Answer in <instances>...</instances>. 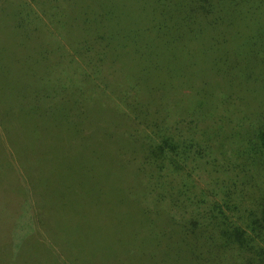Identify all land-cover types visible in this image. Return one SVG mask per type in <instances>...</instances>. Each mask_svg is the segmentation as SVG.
<instances>
[{
	"label": "trees",
	"instance_id": "obj_1",
	"mask_svg": "<svg viewBox=\"0 0 264 264\" xmlns=\"http://www.w3.org/2000/svg\"><path fill=\"white\" fill-rule=\"evenodd\" d=\"M22 1L0 0L17 48L0 60V187L31 225L0 264H264V0ZM51 147L98 213L130 221L107 244L71 238L64 184V213L37 201Z\"/></svg>",
	"mask_w": 264,
	"mask_h": 264
},
{
	"label": "rangeland",
	"instance_id": "obj_2",
	"mask_svg": "<svg viewBox=\"0 0 264 264\" xmlns=\"http://www.w3.org/2000/svg\"><path fill=\"white\" fill-rule=\"evenodd\" d=\"M23 1L26 2V0ZM6 40L9 39L6 37V35L0 32V60H5L4 58L8 57L10 59L17 55L16 46L12 45L11 43H7ZM30 44L34 47L37 46L36 42ZM54 56L56 55L52 53L48 55L47 59L53 58ZM49 152L52 154V157L57 160V164H49L47 167L48 169L44 170L43 173H41V170H39L41 168L38 167L37 170H39V175L35 174L32 177V180L35 182L33 187L36 194L38 187L37 184L39 183H44L45 187H48L51 192L49 195L44 197V199H37V201L40 203V206H42L41 203H53L51 209L52 212L64 213L62 201H65V198L61 199L62 201L59 202L53 193L59 186H62L63 184L65 185L68 192L72 194V197L80 198L69 200L70 218L72 219V224L77 225L76 228L72 227V232H70L71 238L74 239L75 242L78 241L83 244V239H79V236L95 233L100 236H104L102 241L105 245L107 244V241L109 242V238L106 237V235L110 234V232H113L114 230H125L130 226V221L124 223L126 226H122L119 222H115L113 219H110L96 211L94 203L97 200L96 196H98L100 192L98 191L96 184L93 183L84 172L78 173L74 176H71L68 173V170H66L68 169L67 166H70V164L74 161V158L71 159V154L65 155L64 152L59 151L54 147L49 148ZM37 160L38 159H35V161ZM60 162L62 168L58 166V163ZM45 187L43 186V189ZM48 188H46L45 194L48 193ZM0 190L3 191V198L0 199V243H7L6 247L11 250L14 242L19 240V236L22 237L25 235V233H27L31 225V221L29 218L24 219V216H22L21 206L23 203L21 202L22 199H19L18 196V190L20 189L16 185L9 184L7 181H5L4 185L0 187ZM91 192L93 193V196L88 197L87 194ZM5 199H10L11 201L5 202ZM48 212L50 211L48 210ZM36 234L39 240L45 242L46 244L51 243V239L42 230H38V232L36 230ZM10 244L11 246H9ZM76 247H80L79 243H76ZM68 249L73 248L68 247ZM24 250L27 252L24 253L23 257L39 251L36 250L34 246H27ZM59 252L61 253L60 249ZM77 252L79 254H86L80 253V251ZM99 252L102 253V251Z\"/></svg>",
	"mask_w": 264,
	"mask_h": 264
}]
</instances>
